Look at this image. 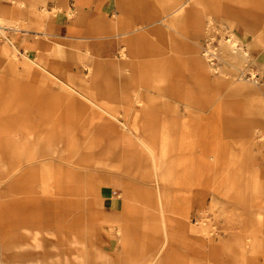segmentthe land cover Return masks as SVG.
Returning <instances> with one entry per match:
<instances>
[{
    "label": "crops",
    "instance_id": "0c3cea01",
    "mask_svg": "<svg viewBox=\"0 0 264 264\" xmlns=\"http://www.w3.org/2000/svg\"><path fill=\"white\" fill-rule=\"evenodd\" d=\"M133 1L142 15L134 39L144 46L139 58L142 61L138 60L143 63V80L126 83L113 80V66L128 68L129 64L119 56L126 36L118 34L126 31L127 16L118 8V0H0V18L18 27L5 29L15 39L14 46L21 56L42 63L76 90L95 91L98 105L113 106L114 114L123 122L141 124L140 136L153 140L159 155L163 153L161 137L166 125L171 137L167 139L166 152L183 154L187 149V154L193 155L188 172L193 186L171 187L173 195L187 196L183 201L174 198L173 202L178 205L187 200L194 204L188 210L167 209L164 215L146 208L122 209L126 199L128 203L150 202L152 190L146 177L151 162L137 139L121 130L119 123L111 125L109 136L108 132L104 135L103 125L107 128L111 119L99 109L93 113L96 122L102 124L101 134L96 136L100 145L95 149L89 151L88 134L80 130L73 136L61 137L75 139V157L66 152L64 157H37L24 166L17 165L18 160L23 164L25 161L21 150L31 148L24 145L25 139H51V135L43 134L41 124L58 117L41 113L40 101L51 102L62 90V84L48 81L49 75L35 65L32 71L23 67L18 72V67L10 62V67L2 66L4 70L32 74V81H3L0 77V264H88L89 251L91 264H147L164 242L165 230L160 221L163 217L168 219V234L172 235L167 250L176 251L186 264L201 259H207L208 264H264V231L256 220V214H264V140H260L264 135V51L254 52L262 68L260 82L252 86L239 83L235 87L240 91L238 96H232V87L224 81H206V73L196 66L190 67L189 72L179 71L180 79L174 77L169 83L156 86L151 80L152 60L163 64L177 59L174 39L178 35L164 26L162 17L160 23L169 32L150 30L153 20L144 16L152 14L151 5ZM245 4L220 8L219 12L237 19L239 31L252 41L253 35L264 33L259 27L264 26V0H246ZM44 8L56 13L44 16ZM205 13L195 8V19H203ZM193 22L192 17L191 25ZM189 38L186 43L194 47L195 38L190 32ZM155 47L163 52L152 53ZM194 57L195 53L190 58ZM93 59L102 64L104 77H112L111 81L92 86L91 79L86 80L85 64L91 65ZM83 67L86 78L81 74ZM155 69L159 70V66ZM125 73L135 78L141 71ZM186 74L194 79L193 84L184 80ZM195 77L200 81L196 82ZM186 91L195 96L191 115L185 112ZM69 101L75 105L73 116H85L90 105L83 97L74 94ZM43 115L47 117L41 118ZM190 119L196 123V152L195 134L186 149L180 147L183 141L177 136V126ZM8 123H14L10 126L15 127V133L9 135ZM124 135L129 136L127 143L122 141ZM58 144L57 149H65L63 143ZM9 152L11 161L16 163L14 170H21L10 177L3 172L8 167ZM132 155L135 159L131 162ZM48 168L51 174L47 173ZM173 169L172 176L176 177L179 166ZM91 170L95 172L89 173ZM64 171L72 177L62 176L60 172ZM180 171L181 174L184 169ZM93 176L104 179L106 185L99 192L96 188L92 208L89 196L93 195ZM247 187H259L260 197L253 199L254 189L247 192ZM212 203L227 207L225 211L233 217L247 220L239 221L236 233L214 238L204 246L195 239L188 223L193 214L201 217ZM248 234L253 235L249 244ZM99 251L105 257L100 259Z\"/></svg>",
    "mask_w": 264,
    "mask_h": 264
},
{
    "label": "bare ground",
    "instance_id": "6f19581e",
    "mask_svg": "<svg viewBox=\"0 0 264 264\" xmlns=\"http://www.w3.org/2000/svg\"><path fill=\"white\" fill-rule=\"evenodd\" d=\"M206 0H168V3H166V11L163 12V16L161 18V22L164 24V26H167L170 30H173L178 37L174 39L175 41V49L177 50V59L169 60L167 63H159L157 60H152V74H151V80L154 85H162L163 83H169L172 81V79L175 77L177 79H180L181 73L179 71H191L192 66L197 67L198 69H203L205 71H208V68L205 64V62L201 58H197L196 55L194 58H190L193 53L198 55V47L199 44L197 43V39H195L194 42V47L191 46L189 43H186V40L190 39L189 38V31L188 28L186 27V24H184V20L186 18V13H187V6L190 4L192 6H196L201 2H205ZM228 4H233V3H239L241 4L240 0H226ZM256 0H248V3H254ZM118 8L125 12L127 16V24L125 26V32L119 33V37L125 35L126 37H123L124 45L122 49L120 50V60L122 61H129L128 68L121 67L120 65L113 66L115 68L114 72V81L118 83H126V82H131V81H137V80H143V72H142V65L143 63L139 62L138 60L142 55L144 54V46L142 42H138L137 39H134L135 33L138 31L137 27V22L142 18V15L139 14V5L135 3L133 0H118ZM48 9L44 8L42 11V15L44 16H49L52 14ZM162 14V13H161ZM161 14H158L157 12L155 13L152 11V14L146 13L144 17L149 18L150 20H154L157 17H160ZM168 18V19H167ZM230 18L233 19V17L230 15ZM166 20V22H164ZM234 20V19H233ZM234 23L239 24V21L235 19L233 21ZM4 20L0 18V28L4 29L6 28L4 24ZM7 24V23H6ZM193 25L195 26L196 31H201L203 28V19L200 17L194 18ZM9 28V27H7ZM18 27H15V29ZM6 30V29H5ZM2 31V30H1ZM4 31V30H3ZM132 33V34H131ZM131 34V35H130ZM240 35H244L240 32ZM259 37V36H258ZM260 38V37H259ZM184 41V42H183ZM177 44V45H176ZM224 44H227L224 42ZM228 45V44H227ZM230 48L232 49L233 53L235 54L237 51L242 50L240 47V41L237 38H232V41L229 43ZM16 52L18 50L14 48ZM163 52V49L155 47L152 48V53H158V52ZM147 52V49H146ZM248 54V53H247ZM16 53L12 52V56L15 57ZM17 56V55H16ZM15 61V59H13ZM209 62L208 60H206ZM179 64V65H178ZM16 63L14 62L12 66H15ZM34 65L37 66L41 72H45L49 76H47L48 81H53V82H60L62 85V90L60 93L56 95L55 98L51 102H41L40 105L41 113H48L49 116L51 114L57 115L54 116L58 117L55 118V121L50 120L47 121L43 124H41V129L45 132L43 134L45 135H51V139H44V137H39L36 140L31 141V139H25L24 145H30L31 149L28 148L27 151L24 153V160L25 161H30L34 158H43V159H48L50 158L51 155H57L59 157H64V153L68 152L71 153L73 157L74 154H76V149H77V144L75 142V139H69L70 141L66 139H62L63 135H71L73 136L76 131H85L88 134V149L89 151L95 149L97 146H99V142L97 141V135L101 134L102 131V124L100 122H96L95 118L96 116L93 115L94 112H96L97 109L102 110L105 112L111 121H109V125L106 128L103 125L104 129V135L105 133L108 132V136L110 135L111 125H115L117 123L120 124L119 128L123 131L129 132V135L131 137H135L137 139L138 145L141 147V149L145 150L147 152L146 158L149 159L151 162V170L154 174V177L159 180V174L158 170L160 168L161 164V158L159 153L157 152V147L155 143L152 141H149L145 139L144 137L140 136V131L142 129L141 124H136V122L133 123H126L120 120L118 116L114 114V107L113 106H108L107 108H104L100 105H98L96 96H95V91L91 92H86L82 90H76L73 88V86H70L69 83H66L62 78H60L56 73H54L51 70H48L42 63L37 62L27 56H25V61H24V67L28 71H32L34 68ZM159 66V70H156L155 68ZM163 66V68H162ZM165 66V68H164ZM209 66L215 71V73H218L217 68L209 63ZM86 70L88 71L87 77H90L91 81L90 84L94 86L97 82L100 81H111L112 77H104L103 75V66L100 64V62H97L96 59H93V62L91 65L85 64ZM191 67V68H190ZM181 69V70H180ZM133 71V70H138L141 71L140 74H136L135 78H133V74L130 76L126 75L125 72ZM237 80L239 81H245V75L244 77H236ZM196 82H199L200 80L195 77ZM214 81L222 82L223 80L220 79L219 77H215L213 79ZM236 80V81H237ZM249 80V79H248ZM82 81L85 82V78H82ZM240 82H236L234 84H230L231 87H235L236 85H239ZM256 83V82H255ZM74 94L83 97L88 104L90 105L86 112L84 113L85 116L82 118H76L78 116H73L75 114L74 111V106L71 104L69 101L71 97H74ZM38 99L41 98L40 94L37 96ZM194 95L192 94L191 91H186L183 98L185 99V103L187 104L186 108L189 112H191L192 108V101L194 100ZM67 115V116H64ZM72 114V116H71ZM88 114V115H87ZM60 115V116H58ZM48 116V117H49ZM47 116H41V118H46ZM50 118H53V116H50ZM59 119V120H58ZM76 119V121H75ZM196 124V123H195ZM118 125V124H117ZM162 137H161V150L163 152V155L166 154V143L167 139L171 138L168 135V130H166V125L163 126L162 129ZM42 134V135H43ZM59 137V138H56ZM56 140H55V139ZM129 136L124 135V138L122 139L123 142L127 143ZM63 140L66 142L64 143ZM260 140H264V135L260 137ZM52 141V142H51ZM57 141V142H56ZM58 143H63L65 145V149H57ZM108 143H111V140L108 139ZM115 143V142H114ZM119 143V142H118ZM198 146V143H196ZM28 147V146H27ZM44 149V150H42ZM49 149H51L49 151ZM39 153V154H38ZM38 154V155H36ZM162 155V156H163ZM134 155L130 157V161H134ZM190 159V158H189ZM184 158H179L178 163H183ZM173 163V162H172ZM176 166V165H175ZM175 166L173 164L170 165V168L168 171L165 173H162L163 178H166L168 176H172ZM46 167V166H45ZM188 172L191 169V161H189L188 164ZM60 174L63 176L65 175L66 177L71 176L68 171L60 172ZM184 175H186V169H184ZM251 188L254 189V191L258 190V187H247L246 191L248 192ZM62 191H65L62 189ZM248 194V193H246ZM155 202V204H153ZM173 201H170V198L166 192H164L160 187L156 188V191L152 193L151 199H150V205L148 203H140L138 201H134L132 203H128L127 199L123 204L122 209H135L137 206H142L144 208L150 207L152 210H159L161 215H164L165 210L168 208H174L175 204H172ZM142 204V205H140ZM194 204V201L190 203V207ZM146 208V209H148ZM185 209H189V204H185ZM261 214V213H260ZM161 225L164 227L165 230V235H164V242L161 245V248L157 250L153 255H151L150 260L147 262V264H162L165 262V264H173L172 262L175 259L176 262L174 264H186L185 262L182 261V257L178 256L176 254V251H171L167 250L168 247V241L171 239L172 235L168 234V224L167 218H161ZM186 225L189 224L191 230L195 233L196 231V224L197 223H185ZM195 239L202 243H205V238L203 237H195ZM214 239V238H213ZM212 239V240H213ZM212 240H208L212 241ZM200 252V251H196ZM95 258V255H93ZM98 257L101 259L102 257H105V255L101 254V252H98ZM169 257H172L173 260L169 259ZM88 258H89V263L90 258H91V253L89 251L88 253ZM196 258H198V254L196 255ZM181 260V261H180Z\"/></svg>",
    "mask_w": 264,
    "mask_h": 264
},
{
    "label": "rangeland",
    "instance_id": "374dc122",
    "mask_svg": "<svg viewBox=\"0 0 264 264\" xmlns=\"http://www.w3.org/2000/svg\"><path fill=\"white\" fill-rule=\"evenodd\" d=\"M136 1H141L142 3H149L151 5V8L153 9L154 12H157L159 14H161L160 17L154 19L153 25L150 27V30L153 29H158L161 30L163 32L167 31L169 32V29H166L161 23H160V18L163 15V12L166 11V3H168V0H136ZM245 1L246 0H240L241 4L239 3H233V4H228L225 0H206L205 2H201L199 3L196 7L195 5H188L187 6V13H186V18L184 20V24H188V29L189 32L191 34L192 37H194L195 39H197V43L199 44L198 47V55H196V57L201 58L207 68L208 71L203 70L206 73V81L215 78V77H219L220 79H222L224 82L228 83V84H234L236 82H240V83H245L247 86H252L253 84H257L260 82V76H262V68L261 65L256 61V57H254V52L256 49H260L261 52L264 51V33L260 34V38L257 36V34L252 37V41L250 40L251 38L248 36L245 37V35H240V31L238 28V25H236V23H234L233 19L230 18V13L226 16L223 13H220L219 11L220 8H227V7H233V6H245ZM195 8L197 9V11H205V15L203 17V28L201 31H196L195 27L193 25H191V19L193 17V19L195 18ZM56 13V11H53L52 15H54ZM69 14H72L71 11L69 10ZM194 15V16H193ZM168 19V18H167ZM211 23V25H215V26H223V24H225L233 38H237L240 41V47L242 48V50L237 51L235 54L233 53L232 49L229 46V43L224 44V40H223V36L226 35V32L221 30L218 31L217 29H212L213 32V36H214V46H217L218 51H219V55L220 58L216 59L215 61V67L217 68L218 73H215V71L209 66V63L206 61V58L203 55V50L204 47L207 46L208 43V38H210V32L208 29L209 24ZM5 27H14V25H9L4 23L3 24ZM261 27L260 29L264 30V26H259ZM2 30V31H1ZM4 30V31H3ZM8 31L4 29L0 28V54L1 59H2V65H0V77H2L3 81H32L31 76L32 74H21V73H15L16 70H12V72L8 71V70H4V68L2 67L3 65H7L10 67V62L13 64L14 62L16 63V67L18 72L22 69H24V61H25V57L21 56L19 52L15 51V39L13 37L9 36V33H7ZM166 43V42H165ZM169 44V41H168ZM15 45V46H14ZM213 46V45H212ZM12 52H15L16 55L15 57L12 56ZM248 53V54H247ZM118 55V54H117ZM15 59V61L13 60ZM79 70V69H78ZM4 71H7L9 74L7 75L6 73H4ZM26 71V70H25ZM82 76L86 78V73L87 71L85 70V68L83 67V70L81 71ZM80 74V73H79ZM245 81H239L237 80L236 77H244ZM256 76L254 79L253 77ZM251 77V79H250ZM257 78V79H256ZM90 78L87 77L86 80H89ZM249 79V80H248ZM184 80L193 84V80L188 74L185 75ZM237 80V81H236ZM76 81V80H75ZM256 82V83H255ZM237 86V85H236ZM235 86V87H236ZM235 87H232L231 91H232V96H238L239 94V90L235 89ZM237 94V95H235ZM9 112H14L13 111H9ZM185 112L189 115H191V112H189L187 110V108L185 109ZM14 124V123H11ZM11 124H7L8 126L6 127L7 130L9 131V135L11 133H15V127H11ZM195 127V123L190 120H185L184 122H182L181 125L177 126L178 129V134L177 136L180 137V142L183 141V144H180V147H189L192 142L191 140L194 139L192 138L191 135L195 134V132H193V129ZM25 129V128H24ZM23 130V133L26 135V129ZM25 139V137H24ZM23 139V140H24ZM9 140L10 137H9ZM197 141H196V134H195V152H196V145ZM31 149V148H30ZM191 150V149H190ZM23 153H25V151H27V148L24 147V149L21 150ZM17 154L21 155L20 152H18ZM163 153H160V157L161 158V164H160V168L158 170V174H159V180L156 179L154 177V174L152 172V170L150 169V172L148 174V179H146L147 181H150L151 184V192L153 193L154 191H156L157 187H160L164 192L167 193L166 189H169L171 191H168V196L170 198V201H174V198H180V201H183L184 199H187V196H176L173 195L171 192H173L172 188H178L182 187V188H186V187H192L193 184L191 185L192 179L190 177H188L189 173H188V164L189 161H191L192 158V154H187V149L185 151V153L183 154H170L168 152H166L165 155H163ZM247 155H250V153H248ZM11 157H12V153L9 152L8 155V161H7V170H3L4 173H8V177H10L11 175H17L21 170H19V168L17 169L18 172L15 169V162L11 161ZM178 158V160L176 161L175 158ZM20 158V157H19ZM179 158H184V162L183 163H178ZM190 158V159H189ZM173 159V160H172ZM24 160V159H22ZM24 164L21 162V160H18L17 165L24 166L26 165V163H30V162H26L23 161ZM173 162V163H172ZM39 163V162H37ZM40 164V163H39ZM173 164L178 165L179 169H178V175L175 177V174L173 176H168L166 178H163L162 173H166L168 171V169L170 168V165ZM1 165V163H0ZM28 165V164H27ZM94 165V164H93ZM182 169H186V175H184V171L183 173L180 174V170ZM52 171L47 170V173L51 174ZM95 172L94 170H91V172L89 173H93ZM46 173V174H47ZM94 175V174H93ZM93 180V184L91 185L93 191V195L89 196V199L92 201V203L90 204L91 207L93 205L94 207V199H95V194H96V188L97 191L99 192L101 190L102 187H105V181L102 178L96 179V176L90 178ZM145 179V178H144ZM91 180V182H92ZM1 182V181H0ZM195 182V180H194ZM183 184V185H182ZM166 185H168L169 187L167 188ZM259 188V187H258ZM105 192V191H104ZM175 193V192H174ZM252 196L253 199H258L260 196V193L258 190L253 191L252 192ZM176 194V193H175ZM186 194V193H185ZM227 196V195H226ZM141 203V202H140ZM172 203V202H171ZM189 204V209L190 207V203L189 201L185 200L184 202H181V204H176L175 202H173L172 204H175L174 208H168V209H185V204ZM148 204L150 205V202H148ZM153 204H155V202H153ZM142 205V204H140ZM143 206V205H142ZM142 206H137V208H144ZM92 207V208H93ZM148 208V207H146ZM227 208V207H225ZM225 208L219 207V205H215L214 203H212V206L208 209H206L203 213L201 217H197L195 218V214H193L192 217V222L193 223H197L195 228L196 231L195 232V237L197 238H205V243H203V245H207L208 240H212L213 238H222L225 236H229L231 234H234L238 231V227L240 226L239 221L240 220H247L246 217H242V218H238V217H233L231 215L233 214H228L227 211H225ZM150 209V207L148 208ZM225 213V214H224ZM225 215V216H224ZM257 216V217H256ZM256 220L258 221V225L261 227V231H264V214H256ZM190 220V219H189ZM223 221V224H220V222ZM240 228V227H239ZM264 234V233H263ZM194 235V234H193ZM248 239V244L251 242V240L253 239V235L252 234H248L247 235ZM92 257V255H91ZM181 261V260H180ZM184 262V261H183ZM191 264V263H190ZM195 264H208L207 259H201L199 261L195 260Z\"/></svg>",
    "mask_w": 264,
    "mask_h": 264
},
{
    "label": "built area",
    "instance_id": "2783aa9c",
    "mask_svg": "<svg viewBox=\"0 0 264 264\" xmlns=\"http://www.w3.org/2000/svg\"><path fill=\"white\" fill-rule=\"evenodd\" d=\"M207 26H208V29H209V32H210V38H208L209 41L207 43V46L204 47L203 55L206 58V60L209 61L208 63H211V64H213L215 66V64H216L215 61H216V59L220 58V55H219V51H218L217 46H214L215 41H214V36H213L212 29H217L218 31H221V30L225 31L226 35L223 36V40L226 43H230L232 41L233 36H232L229 28L225 24H223V26H220V25L215 26V25H211V23H210ZM255 77L256 76H254L253 79ZM250 79H251V77H250Z\"/></svg>",
    "mask_w": 264,
    "mask_h": 264
}]
</instances>
